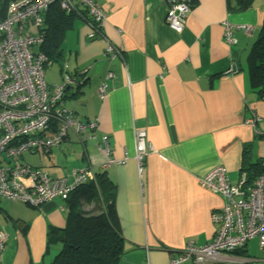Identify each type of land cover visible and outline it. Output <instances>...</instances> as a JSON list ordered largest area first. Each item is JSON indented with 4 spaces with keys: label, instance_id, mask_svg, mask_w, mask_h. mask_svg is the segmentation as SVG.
<instances>
[{
    "label": "crops",
    "instance_id": "0c3cea01",
    "mask_svg": "<svg viewBox=\"0 0 264 264\" xmlns=\"http://www.w3.org/2000/svg\"><path fill=\"white\" fill-rule=\"evenodd\" d=\"M95 1L107 14L105 24L97 27L84 5L75 1L74 10L66 11L75 18L61 49L63 62L78 79L67 90L66 106L83 121L98 120L96 138L83 143L69 130L68 139L45 154L50 161L46 170L53 176L86 167L106 172L116 185L125 239L119 264H171L187 243L204 245L214 236L211 213L221 208L223 199L199 179L224 165L230 181L239 184L247 162L264 158V99L250 86L247 64L264 0H255L246 11H237L234 0H195L181 32L167 23L172 0ZM226 21L253 30L234 29L236 42L229 43ZM95 30L100 33L89 38ZM37 31L28 24L22 33ZM109 43L121 50L114 60L105 51ZM56 62L45 69L49 85L62 80L60 62L61 75L47 78ZM109 71V89L101 96L97 88ZM251 117L254 127L245 125ZM140 128H147L153 147L142 172L134 158ZM102 135L109 136L112 156L127 155L126 162L104 166L107 155L98 148ZM2 200L0 212L13 228L6 231L0 263L52 264L57 249L48 252L47 232L50 226L66 225L68 202L61 199L43 207L21 202L27 213L21 215L4 209ZM206 264H264V251L254 238Z\"/></svg>",
    "mask_w": 264,
    "mask_h": 264
},
{
    "label": "built area",
    "instance_id": "2783aa9c",
    "mask_svg": "<svg viewBox=\"0 0 264 264\" xmlns=\"http://www.w3.org/2000/svg\"><path fill=\"white\" fill-rule=\"evenodd\" d=\"M79 1L94 19L97 27L105 24L107 14L95 0H12L5 17L0 20V200L25 202L31 206L56 198L66 199L71 192L89 181L95 180L92 167L73 168L63 176H53L42 166L26 162V153H49L68 139L73 130L79 139L86 141L96 138L98 120L83 121L65 103L68 88L78 83L66 62L62 64V80L49 85L45 80V69L51 60L42 50L45 38L40 32L44 14L49 6L60 3L70 11ZM191 5L185 0H172L167 23L181 32ZM32 24L37 32L22 33L25 25ZM225 37L229 43L234 29L242 28L251 33L253 28L246 24L226 21ZM100 31H92L89 38ZM109 60H114L121 50L109 43L106 46ZM109 71L98 85V93L105 96L109 89ZM254 117L247 118L245 125L255 126ZM135 155L139 171L142 172L146 156L153 150L148 139L147 128L136 131ZM98 148L105 152L104 166L122 164L128 156H112L109 136L102 135ZM264 165V158H263ZM200 183L217 192L223 199L221 208L211 213L215 226L213 238L204 245L189 242L171 264L192 261L206 264L215 261L221 252L240 249L254 238L264 251V172L251 183L233 184L224 165L209 170L199 179ZM9 235L0 227V252L3 251ZM2 264V263H0Z\"/></svg>",
    "mask_w": 264,
    "mask_h": 264
},
{
    "label": "trees",
    "instance_id": "16d2710c",
    "mask_svg": "<svg viewBox=\"0 0 264 264\" xmlns=\"http://www.w3.org/2000/svg\"><path fill=\"white\" fill-rule=\"evenodd\" d=\"M12 0H0V20L5 17ZM190 5L195 0H185ZM255 0H234L237 11H246ZM74 10V9H73ZM60 3H52L44 14L40 32L44 35L41 50L53 61L63 64L61 44L74 21ZM249 83L252 90L264 99V13L258 37L247 58ZM248 152V146L245 147ZM243 167L245 183H251L264 172L263 160L247 162ZM68 202L67 222L63 228L50 226L47 248L59 243L52 264H119L125 254V239L121 233L116 210V185L106 172L96 173L95 180L76 188L64 199ZM85 206H92L85 210Z\"/></svg>",
    "mask_w": 264,
    "mask_h": 264
},
{
    "label": "rangeland",
    "instance_id": "374dc122",
    "mask_svg": "<svg viewBox=\"0 0 264 264\" xmlns=\"http://www.w3.org/2000/svg\"><path fill=\"white\" fill-rule=\"evenodd\" d=\"M38 29V28H37ZM47 69V68H46ZM61 75V70H60V65H59V62H56L53 66L52 69L48 70V73H47V78H50V79H53V78H57ZM24 159L26 162L30 163L32 166H40V165H43V168L46 169L47 166H48V163H50V161L47 159V155H45L44 153L42 152H37L35 154H29V153H26L25 156H24ZM62 198H58V199H54V200H49V201H46L44 203L41 204L40 207H43V206H46V205H52L54 203H56L57 201H60ZM64 200V199H63ZM61 202V201H60ZM4 209H7L9 210V212H13V213H16L17 211V214H24L26 215L27 213L26 212H23V206L26 205L24 203V205L21 203V201H17V202H12V201H9V200H2L1 201ZM58 203V202H57ZM92 208V206H85V210H90ZM38 216H36L35 218H37ZM11 220L9 219H6L4 214H2L0 212V224L4 226V230L5 231H8L9 229H12L13 228V225L11 224ZM44 240V247H43V251L46 252V237L43 238ZM41 240V241H43ZM49 251H51V253H54L55 250L58 252L59 250V247H60V244L59 243H56V244H53V245H50L49 246ZM48 254V253H46Z\"/></svg>",
    "mask_w": 264,
    "mask_h": 264
},
{
    "label": "water",
    "instance_id": "95a60500",
    "mask_svg": "<svg viewBox=\"0 0 264 264\" xmlns=\"http://www.w3.org/2000/svg\"><path fill=\"white\" fill-rule=\"evenodd\" d=\"M236 65H238V64H236ZM236 67V66H235ZM235 67H233V70L235 69ZM237 251V249L236 250H234V252H236Z\"/></svg>",
    "mask_w": 264,
    "mask_h": 264
}]
</instances>
